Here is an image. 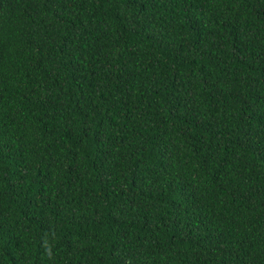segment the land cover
<instances>
[{
  "label": "trees",
  "instance_id": "16d2710c",
  "mask_svg": "<svg viewBox=\"0 0 264 264\" xmlns=\"http://www.w3.org/2000/svg\"><path fill=\"white\" fill-rule=\"evenodd\" d=\"M0 264H264V0H0Z\"/></svg>",
  "mask_w": 264,
  "mask_h": 264
}]
</instances>
